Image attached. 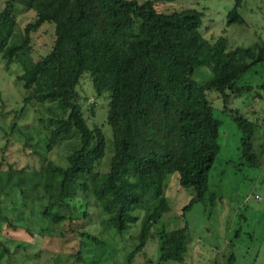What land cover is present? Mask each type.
<instances>
[{"label":"trees","instance_id":"obj_1","mask_svg":"<svg viewBox=\"0 0 264 264\" xmlns=\"http://www.w3.org/2000/svg\"><path fill=\"white\" fill-rule=\"evenodd\" d=\"M180 1L0 0V60L20 66L14 83L23 90L22 109L37 105L49 115L39 119L47 152L73 141L62 166L43 159L39 169L0 172V196L9 195V184L17 186L32 215L47 223L44 231L58 246L53 262L64 252L68 264H96L95 253L101 251L113 264L120 251L108 253L102 235L124 233L138 221L139 212L144 218L138 243L118 262L185 260L187 225L157 232L158 260L143 256L168 209L165 181L176 175L179 188L195 191L184 210L204 202L208 173L220 149V123L206 94L217 92L226 101L244 90L238 84L254 65L264 64V43L241 47L224 36L206 39V8ZM243 2L234 0L227 26L245 24L239 13ZM17 5L23 10L17 12ZM25 12L33 16L19 30L16 14ZM47 34L50 47L37 53L34 42ZM96 58L101 66H84L96 64ZM198 68L211 72L202 85L192 79ZM85 74L97 98L108 95L105 123L98 127L88 124L76 90ZM232 121L240 132V164L258 167L253 139L260 124L237 112ZM106 134L108 140L111 135L107 156ZM103 160L105 170L99 168ZM7 224L12 231L22 226ZM26 225L25 232L33 237ZM225 264H234V257Z\"/></svg>","mask_w":264,"mask_h":264},{"label":"rangeland","instance_id":"obj_2","mask_svg":"<svg viewBox=\"0 0 264 264\" xmlns=\"http://www.w3.org/2000/svg\"><path fill=\"white\" fill-rule=\"evenodd\" d=\"M183 1L206 8L202 28L206 39L224 36L230 45L241 47H250L257 40L264 43V0H244L239 13L245 24L229 26L226 25L227 15L234 6V0L180 2ZM15 10L20 12L23 8L17 5ZM32 16L30 12L16 14L18 29H22ZM51 41V35H45L34 42V50L37 53L47 51ZM96 59V64L91 61L84 63V66L87 69L101 66L99 59ZM19 71L17 63L6 66L0 60V172L7 171L9 167L16 170L39 169L43 159L62 166L71 150L68 146L73 141L71 139L47 152L46 132L39 119L45 120L49 115L44 113L43 108L42 114L37 105H27L22 109L23 90L14 83ZM210 78L211 72L206 68H198L192 75V79L200 85ZM238 86L244 90L229 95L226 101L217 92L206 94L213 109V117L220 123V149L208 173L204 202L184 210L196 195L195 191L179 188L177 176H169L165 181L168 209L154 227L153 232L156 234L149 239L143 250L145 258L158 260L160 239L157 232H169L187 225L188 252L182 264H225L231 256L234 257V264H264V64L254 65ZM76 90L88 124L98 127L105 123L108 95L97 98L88 74L83 75ZM235 112L260 124L253 139V150L260 161L256 168L240 164V132L232 121ZM108 138L106 134L107 141L111 135ZM109 151L110 141L106 147V156ZM99 168L105 170V160ZM1 186L0 183V195ZM14 186L9 184V189L3 186L9 195L0 196V264H68L70 261L65 259L64 252L57 254L55 261H52L53 252L58 250L56 240L45 233L43 227L47 223L38 220L35 214L32 215L26 199L19 195L17 186ZM143 216L139 212L138 221L122 234L114 230L110 233L103 231L102 237L108 245V253L120 251L114 257L113 264H120L131 249L129 246L138 243L137 235ZM8 222L13 226H22L20 230L12 231V228H7ZM25 222L31 225L33 237L25 232L28 227ZM95 254L96 264H110L107 253L96 251ZM143 262L142 257L136 260V264Z\"/></svg>","mask_w":264,"mask_h":264}]
</instances>
